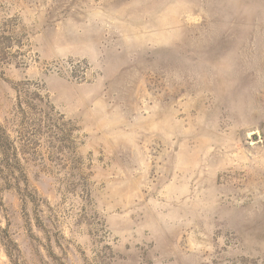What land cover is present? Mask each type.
Instances as JSON below:
<instances>
[{"label":"rangeland","instance_id":"374dc122","mask_svg":"<svg viewBox=\"0 0 264 264\" xmlns=\"http://www.w3.org/2000/svg\"><path fill=\"white\" fill-rule=\"evenodd\" d=\"M0 125V264H264V0H0Z\"/></svg>","mask_w":264,"mask_h":264},{"label":"trees","instance_id":"16d2710c","mask_svg":"<svg viewBox=\"0 0 264 264\" xmlns=\"http://www.w3.org/2000/svg\"><path fill=\"white\" fill-rule=\"evenodd\" d=\"M11 162V163H10ZM6 172V177L13 180L24 179V170L17 159V148L14 145L4 128L0 125V173ZM10 189V185L6 186Z\"/></svg>","mask_w":264,"mask_h":264}]
</instances>
